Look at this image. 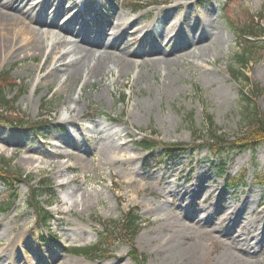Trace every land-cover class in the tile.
<instances>
[{
	"label": "rangeland",
	"instance_id": "rangeland-1",
	"mask_svg": "<svg viewBox=\"0 0 264 264\" xmlns=\"http://www.w3.org/2000/svg\"><path fill=\"white\" fill-rule=\"evenodd\" d=\"M44 1L30 0L26 6L38 7ZM74 1L75 4L79 0ZM93 1L96 11L92 17L87 14L74 17L75 12H71L74 9H69L71 4L64 2L63 8L68 10L57 19L60 27L68 29L78 22H90L81 37L65 36L72 43L71 50L85 46V35L87 39H96L103 26L115 24L120 16L129 21L139 19L131 30L133 33L155 24L158 10L172 9L175 4L182 8L170 11L171 25L183 27L184 16L189 13L192 23L206 18L215 37L189 48L191 59L180 60L171 69V86L166 90L161 88L158 76L163 65L142 67L138 58L134 60L139 68L114 84L106 72H99L95 78L82 73L71 82L69 73L58 68L56 78L50 81L49 73L54 66L49 62L42 70L38 69L41 57L21 55L0 62V86L14 87L8 95L11 100L8 116L5 113L4 117L39 127L0 123V145L4 147L0 160L12 161L14 173L33 176L34 185L45 179V183L54 185L55 193L54 199H42L55 221L50 224L49 233L43 230L41 235L29 207L28 184L7 190L0 182V204L8 201L11 192L17 193L12 209L0 214L1 263L137 264L127 243L116 244L101 260L67 251L93 246L103 230L101 223L119 220L123 213L133 209L142 218V230L134 243L144 257V264H264V144L255 153L248 150L213 157L204 148L168 159H161L160 149L151 153L139 147L144 138H154L165 145L192 146L194 133L199 136L205 128L206 117L227 138L240 137L244 132L243 91L250 92L247 98L255 103L257 112L264 114V50L252 58L253 64L246 71L254 90L232 76L243 50L242 40L233 27L255 17L264 26V0ZM135 6L144 11L135 13ZM55 16V10H48L46 19L53 21ZM155 25L162 27L159 22ZM161 31L160 28L159 34ZM146 33L119 44L120 49L139 51ZM112 35L110 32L107 38L112 40ZM155 37V34L148 37L150 48L155 45ZM162 41L167 44L164 35ZM211 42L215 48L212 47L207 72L198 67L195 57L210 48ZM157 46L162 49L163 45ZM100 53L99 50L97 54ZM112 76L119 79L116 73ZM46 79L50 81L47 87ZM66 86L69 88L64 90ZM74 98L80 99L77 111L62 116ZM78 114L76 123L70 124ZM31 157L35 161L30 162ZM232 181L237 186L229 188ZM195 210L199 212L197 216L193 215ZM230 210L238 211L241 226L246 223L245 218L254 222L251 232L263 229L252 242L259 241L257 252L245 255L222 248L213 237L203 234L206 228H187L181 236L173 237L174 230L182 229L184 221L191 226L185 217L200 219L206 212L212 216L219 213L222 218L223 211ZM219 223L217 220L206 230L214 232L217 231L214 228L230 224ZM239 226L238 223L237 232L248 233ZM180 243L193 246L195 251L190 258L182 256Z\"/></svg>",
	"mask_w": 264,
	"mask_h": 264
},
{
	"label": "bare ground",
	"instance_id": "bare-ground-1",
	"mask_svg": "<svg viewBox=\"0 0 264 264\" xmlns=\"http://www.w3.org/2000/svg\"><path fill=\"white\" fill-rule=\"evenodd\" d=\"M28 1L30 0H14L13 2L5 3L3 0H0V62L3 64L9 59L18 58L21 55L31 57L32 59L41 57V63L38 69L42 70L49 62L54 66L53 70L49 73L48 78H50V81L56 78V69L58 68L60 71L68 72L71 80L77 79L82 73L89 78H95L99 72H106L107 75L112 77L111 82L113 84L116 81V83H120L123 76L126 74L128 75L133 69L136 70L139 68L138 62L134 60L138 58L142 60V67L148 65L150 67L153 65H163L158 76L160 77L161 88L166 90L171 86V69L177 66L180 60L191 59V52L188 51L189 48H191V46H197L199 42L215 37L209 30V23L206 18L200 17L197 19V22L192 23L190 22L189 13L184 16L185 20H183V27L175 28V25H171L169 22L171 15L170 11L175 10V8H182V5L175 4L172 9L158 10L155 24L159 22L162 27H156L155 24H150L132 33L131 30L133 26L135 27L138 25L139 19L132 20V22L125 16H120L118 17V22L115 24L109 23L106 27L103 26L100 30V35L96 39H87L85 35L83 39V44L85 46L76 50H71L72 43L68 42L65 36L78 35L81 37L87 32L85 28L90 26V22L85 21L83 24L78 22L74 28L64 29L60 27L57 23V19L68 10L63 8L64 2L67 1L70 3L71 6L69 9L73 8L75 11H77L81 5H83L85 9H88L90 4L91 6L89 10L85 12V15L87 14L89 17H92L96 11V9H93L94 1L84 0L82 2V0H79L78 3L74 4V0H45L44 3L38 4L39 6L37 5L39 9L34 6L27 8L26 3ZM172 3H174V1ZM185 7L188 8L187 6ZM48 10H55L56 12L53 21L46 19ZM81 13L83 14V12ZM81 13H77L76 17H81ZM160 28L163 31L159 34ZM56 31H59V33ZM110 32H113L112 36L114 38H112V40L107 38ZM143 32L147 33L139 51L127 52L124 48L120 49V45L127 43L131 39L134 40L138 34ZM152 34L156 35L154 39L155 45L150 48L148 37ZM163 35L167 40V44L162 41ZM50 40H52V43L49 42ZM210 44V48L202 50L195 57L198 67L207 72H210L208 59L213 57L212 47L215 48V46H213L214 43L211 42ZM157 45H163L162 49ZM99 50L101 53L98 55L97 52H99ZM173 56H175V58H172ZM60 63H63V65L58 66ZM113 73L119 76L118 80L113 78ZM50 81L46 79L45 87L49 85ZM71 82H73V80ZM135 84L136 81L132 84V88H134ZM68 88L69 86H66L64 90ZM79 100V98H74L73 102L70 103L69 110H64L62 116L69 114V112L75 113ZM79 115L80 114L70 120V124H75ZM3 148L4 147L0 145V150ZM29 161H35V158L31 157ZM75 204L80 203L77 202ZM219 209L222 210L221 208ZM198 214L199 212L195 210L193 215L197 216ZM203 214L204 216L200 219L192 215L185 217L191 222V226L185 223L187 221H184V224L180 226L182 229L176 228V230H174L175 235L173 237L181 236L187 228L207 229L208 226L211 228L215 225L217 220H220L218 225L222 223L228 225L230 223L229 225H232L231 228H228L229 225L225 227L219 226L218 228H214L217 231L212 232L205 229L203 233L204 235L210 236V238L213 237L217 245L245 255H251L253 251L257 252L256 250L260 248L259 241L254 244H252V242L259 237L256 234L263 229L259 228L251 232L250 229L253 226L255 227V224L247 218H245L246 223L241 226V221L237 217L238 211H223V215L221 214L222 218L219 217V213L214 216L206 212ZM262 214L264 216V212H262ZM258 219L256 221H258ZM238 223L240 225L239 227H243L242 230L247 229L248 233L243 234L237 232L236 226ZM179 248L182 256L187 259L190 258L195 251L193 246L189 244L186 245V243H180ZM238 258L241 259L240 257ZM2 259L3 257H0V263Z\"/></svg>",
	"mask_w": 264,
	"mask_h": 264
},
{
	"label": "trees",
	"instance_id": "trees-1",
	"mask_svg": "<svg viewBox=\"0 0 264 264\" xmlns=\"http://www.w3.org/2000/svg\"><path fill=\"white\" fill-rule=\"evenodd\" d=\"M139 6H135L134 12L143 11ZM233 30L238 34L240 39V46L242 53L237 57L238 69L232 73L236 80H240L246 87L255 89L250 79L247 76L248 67L253 64L252 58L256 57L261 50H264V26L255 17L253 20L245 22L241 26H234ZM6 86H0V123L7 124L14 127H29L30 129H38L37 124H28L24 120L16 121L14 119L6 118L8 116V107L11 103L9 100L10 89ZM242 96L245 111L243 112L242 125L244 132L238 138L231 140L225 135L221 134L219 130L214 127V122L210 117L205 118V128L197 133H194L193 144L188 146L186 144H160L154 138H144L139 143V147L145 152H155L160 149L161 159L178 158L184 155L188 150L196 151L198 149H207L208 153L213 157H219L222 154L242 153L251 151L255 153L256 150L264 144V114L257 112V106L254 102L247 98L250 92H244ZM7 114L4 117V114ZM6 119V120H5ZM12 161L0 160V182L7 190L12 187H17L22 184H28L29 187V207L33 210L36 216V224L39 234L42 229L49 231V225L54 221V216L42 199L44 197L55 198V193L52 190L53 184L45 183V179H41L36 185L33 184L34 177L23 175L21 173H14L12 171ZM224 171V170H223ZM15 182V183H14ZM17 183V184H16ZM237 186L235 183L229 185V188ZM17 193L11 192L10 198L7 202L0 204V214L8 213L14 203ZM103 230L99 235L98 242L90 247L72 248L67 250L69 253L84 257L90 260H101L110 250L120 243H127L131 247L132 258L137 264H144V257L139 254L135 248V240L142 230V218L139 212L129 210L122 214L121 219L112 220L101 223Z\"/></svg>",
	"mask_w": 264,
	"mask_h": 264
}]
</instances>
